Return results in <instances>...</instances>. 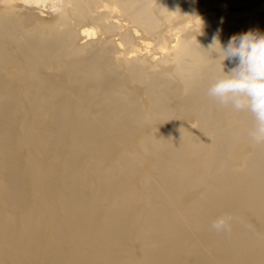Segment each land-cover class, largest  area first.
<instances>
[{
	"label": "bare ground",
	"instance_id": "1",
	"mask_svg": "<svg viewBox=\"0 0 264 264\" xmlns=\"http://www.w3.org/2000/svg\"><path fill=\"white\" fill-rule=\"evenodd\" d=\"M176 5L0 0V264H264V144L250 113L208 95L234 67L213 35L264 34V16L205 14L171 45L157 32L172 65L148 71L153 53L113 18L153 31V7ZM95 24L117 29L122 54L113 38L75 43ZM225 214L230 230L215 231Z\"/></svg>",
	"mask_w": 264,
	"mask_h": 264
},
{
	"label": "clouds",
	"instance_id": "2",
	"mask_svg": "<svg viewBox=\"0 0 264 264\" xmlns=\"http://www.w3.org/2000/svg\"><path fill=\"white\" fill-rule=\"evenodd\" d=\"M217 42L219 50H213L216 58L223 57L234 67L215 76L208 95L221 105L250 113L253 123L248 135L254 143L264 144V34L254 30L234 34L226 45L214 34L212 45ZM232 220L229 214L221 215L213 221L212 228L229 231Z\"/></svg>",
	"mask_w": 264,
	"mask_h": 264
},
{
	"label": "rangeland",
	"instance_id": "3",
	"mask_svg": "<svg viewBox=\"0 0 264 264\" xmlns=\"http://www.w3.org/2000/svg\"><path fill=\"white\" fill-rule=\"evenodd\" d=\"M264 0H252L250 2H245L238 4L236 6L232 5L231 3H225L221 0H176L177 5L176 8L172 11H163L159 10L157 7H153V12L155 15V18L157 19V26L156 28L151 31L147 27H144L142 25L133 26L130 22L126 24V20L124 18L114 17V22L123 24L124 27L126 25V29L121 27L123 30L129 29L130 33L133 35L132 39V46L135 47L136 53L138 54H144L147 51L153 53L152 56H149L146 61L147 62H155V67L150 68L146 67V70H162L165 68H170L172 65V61L170 59H167L166 61L162 62L160 59H162L166 54V48L162 47L156 37L157 32L161 33L165 40L169 42V44H173V42L176 40L175 34H188L193 32V24L200 23L202 20V16L207 14L210 16H214L212 23L217 24L222 19V21H225L227 19H243L246 17V14H238L233 15V11L235 9H241L244 7H247L249 5H253L254 13L260 14L261 17L264 16ZM262 4V5H261ZM38 7V6H37ZM37 7H33L34 11L41 12ZM39 11H38V10ZM42 12L40 15L44 17H47L49 14V10L47 7L43 9L41 7ZM44 10V11H43ZM231 10V11H229ZM239 10V11H241ZM229 11V12H228ZM48 13V14H47ZM230 14V15H229ZM39 15V16H40ZM40 16V17H42ZM216 16V17H215ZM44 17V18H45ZM122 17V16H121ZM119 18V19H116ZM214 18L216 20H214ZM220 19V20H219ZM116 20V21H115ZM122 20V21H121ZM124 20V21H123ZM221 22V21H220ZM96 25V31L97 33L91 36H85V34H79L78 38L75 40L76 44H84L90 41H94L98 39L96 35H99L101 38H113V43L116 46V49L118 50V53H123L124 48L126 45L123 42H119V37L115 34L116 30H107L102 31L100 30L99 25ZM90 27V26H89ZM195 30V29H194ZM128 31V32H129ZM120 43V44H118ZM124 47V48H123ZM120 49V50H119ZM125 77V76H124ZM124 85L125 87L135 95L139 96L140 100L145 99V95L142 92L141 85L137 82H133L130 79L124 78ZM186 115V114H184ZM186 127L187 128H193L195 126L194 121L187 120L186 121Z\"/></svg>",
	"mask_w": 264,
	"mask_h": 264
}]
</instances>
